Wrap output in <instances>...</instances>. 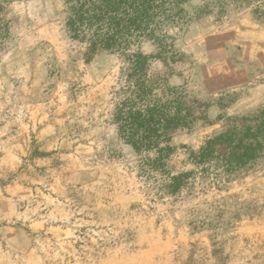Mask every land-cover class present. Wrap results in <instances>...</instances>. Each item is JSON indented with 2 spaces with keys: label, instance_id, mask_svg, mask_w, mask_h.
Wrapping results in <instances>:
<instances>
[{
  "label": "rangeland",
  "instance_id": "rangeland-1",
  "mask_svg": "<svg viewBox=\"0 0 264 264\" xmlns=\"http://www.w3.org/2000/svg\"><path fill=\"white\" fill-rule=\"evenodd\" d=\"M0 6V264H264V158L218 180L191 159L264 110V0H190L159 32L175 59L152 69L203 117L174 137L167 169L196 172L176 194L112 123L125 52L89 55L65 0Z\"/></svg>",
  "mask_w": 264,
  "mask_h": 264
},
{
  "label": "trees",
  "instance_id": "trees-1",
  "mask_svg": "<svg viewBox=\"0 0 264 264\" xmlns=\"http://www.w3.org/2000/svg\"><path fill=\"white\" fill-rule=\"evenodd\" d=\"M188 1L65 0L66 31L72 39L86 43L89 55L105 50L125 52L126 64L113 91L111 120L119 137L136 152L154 153L142 161L141 173L147 177L160 173L161 188L172 194L180 192L196 173L173 174L167 169V161L177 149L174 137L203 117L167 77L152 68L155 60L174 61L175 57H161L167 52V37L159 32L183 16ZM5 27L0 25V39L5 37ZM147 41L160 49L157 55L140 50ZM262 158L264 110L232 118L226 129L209 137L191 154L201 177L213 175L216 180L221 175L229 178L243 174Z\"/></svg>",
  "mask_w": 264,
  "mask_h": 264
}]
</instances>
